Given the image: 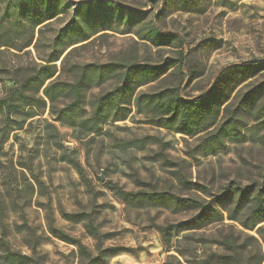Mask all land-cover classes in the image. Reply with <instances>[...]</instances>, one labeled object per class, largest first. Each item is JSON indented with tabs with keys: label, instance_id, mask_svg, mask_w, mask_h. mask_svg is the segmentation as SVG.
Instances as JSON below:
<instances>
[{
	"label": "rangeland",
	"instance_id": "obj_1",
	"mask_svg": "<svg viewBox=\"0 0 264 264\" xmlns=\"http://www.w3.org/2000/svg\"><path fill=\"white\" fill-rule=\"evenodd\" d=\"M53 1L36 0L47 7ZM59 1L66 3L61 14L35 28L46 18L33 14L19 20L21 1L0 0V42L7 45L0 48V264H91L96 258L100 264H221L208 258L228 255L223 240L231 238L244 256L264 253V222L250 231L229 221L230 213L249 225L254 217L248 204L239 211L238 196H226L235 187L264 188V117L258 114L264 94L244 102L264 84V70L233 92L229 102H243L239 134L228 136L212 154L201 146L222 117L208 132L190 138L150 124L133 102L125 106V120L95 125V102L119 84L112 76L102 82L92 76L74 123L58 120L73 94L45 105L38 82L27 90L36 106L9 115L1 108L23 81L39 72L44 77L43 67L54 65L56 76L46 85L60 89L93 65L170 60L176 65L137 93L175 88L185 100L208 94L227 68L264 63V0ZM117 7L124 17L114 18ZM132 11L146 16L128 20ZM74 20L81 22L74 26V39L61 41L59 48L66 51L47 63L54 39ZM151 27L168 43L142 40ZM106 183L211 203L222 216L170 201L127 205ZM183 221L193 222L183 232L164 234H171L167 253L158 227ZM90 223L98 236L88 231Z\"/></svg>",
	"mask_w": 264,
	"mask_h": 264
},
{
	"label": "trees",
	"instance_id": "obj_2",
	"mask_svg": "<svg viewBox=\"0 0 264 264\" xmlns=\"http://www.w3.org/2000/svg\"><path fill=\"white\" fill-rule=\"evenodd\" d=\"M19 1H21L20 7L18 8L19 20L26 17L31 18L33 14H37L36 18L39 17V19L46 18L44 21L38 20L34 24L35 28L60 15V8L63 5H66L65 2L59 0H54L52 5L48 7L37 4L36 0ZM111 8L113 10V7ZM117 9L118 11L116 10L114 12V18L124 17V11H122V8L117 7ZM85 10L90 11L91 8L86 6ZM145 16L146 14L144 13L132 11L128 20H136L138 17L142 18ZM75 25L80 26V20H74L70 24L68 31H62L61 33L63 35H59L54 39L55 49L47 59V63L52 64L58 61V58L64 54L66 50H61L59 48L61 46L60 42L63 40L74 39L77 34V30H75L76 28L74 27ZM88 39L89 38L85 40ZM141 39L145 41L148 40L156 46H163V44L168 43L165 41L168 37L160 34V32L154 27H151L149 35H147L146 38ZM30 44V42L27 44L28 47ZM76 44L78 43L74 42L71 45ZM2 47H7V45L0 42V48ZM175 65L176 62L170 60H166L161 65L137 63L124 65L118 62L116 64H105L101 66L93 65V70L91 72H88L86 69L79 74L76 83L64 86L60 89H56L53 82L46 85L49 80L56 76V65L44 66V77L40 78L42 72L28 77L23 81V84L19 89L14 91L13 95L5 101L4 106L1 108L7 115H9L14 110H24L28 107L32 108L36 106V100L27 92V90L30 85H34L38 82L36 92L39 93L41 90L43 91V96L40 98V101L45 105L47 101L53 105L60 97L73 94L71 104L60 111L61 115L58 120L74 123V119L79 115V111L82 107L81 103L83 100V94L88 88V82L92 79V76L98 75L101 80L100 82H102L103 79L112 76L119 79V84H117V87L112 91L99 97L95 102L94 113L91 119L95 125L108 122V118H112L115 122H118V120H125L128 116L125 106L133 102L136 105L138 112L150 120V124L190 138H195L200 133L208 132L212 127L217 125L220 117H222V122L211 132L207 133L209 137L204 140L203 145L201 146L204 150L203 153L212 154L215 151L214 149L223 146V143L228 136L239 134L241 127L240 117L241 114H243V102L241 99L240 103L235 106V104L229 102V100L233 92L239 88L243 82L247 81L254 75H258L259 72L264 70V63L251 64L246 62L241 66L227 68L226 71L221 74L217 84L208 94L197 96L193 99H183L179 91L175 88H166L154 94L137 93L138 88L158 81ZM263 94L264 84H261L257 89L248 93L244 102L248 104L249 100H254ZM221 114H223V116H221ZM258 114L264 117V103L259 108ZM77 169H79L83 176L82 170L79 166H77ZM85 183L87 184L88 189L92 191L91 184L86 182V180ZM106 184L112 191L113 195L127 205L152 204L158 202L165 203L170 201L179 206L185 204L199 209L202 215H207L209 213L214 216V212L215 214L217 213L221 215L211 203L205 205L203 202L191 199H181L169 193H148L145 191L128 192L116 184ZM226 196H238L239 211L245 209L248 204V209L251 211L250 214L252 215V218L254 217L252 224L249 225L248 223L245 224L237 214L230 213L229 221H234L250 231H254L258 224L264 222L263 187L256 192L251 191L248 187H235L233 190L228 191ZM257 219L259 222L255 221ZM192 222L193 221H183L182 223L168 225L167 227H158L163 234L162 244L167 253L172 249V246L170 245L171 234L167 237H164V234L168 233L170 230H174L175 234L183 232L184 230L189 229ZM86 227L88 231H91L95 236H98L93 229L92 223L88 224ZM262 237L264 240V236ZM250 238L257 245L259 244L255 237L251 236ZM223 243L226 249H229L230 253L228 255H213L208 258V261L214 257V259L220 260L221 264H263L264 262V253L260 251V249L257 251L255 250L256 252L252 254L251 258L250 256H244L243 247L238 245L232 238L224 239ZM252 247L254 248V244H252ZM97 260V258L91 259L90 262L91 264H100L96 262ZM178 263L181 264V261L178 260Z\"/></svg>",
	"mask_w": 264,
	"mask_h": 264
},
{
	"label": "water",
	"instance_id": "obj_3",
	"mask_svg": "<svg viewBox=\"0 0 264 264\" xmlns=\"http://www.w3.org/2000/svg\"><path fill=\"white\" fill-rule=\"evenodd\" d=\"M100 181H101V182H104V177H103V175L100 177Z\"/></svg>",
	"mask_w": 264,
	"mask_h": 264
}]
</instances>
